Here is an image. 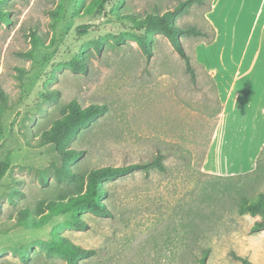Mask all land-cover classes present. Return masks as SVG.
I'll return each mask as SVG.
<instances>
[{
    "label": "rangeland",
    "instance_id": "rangeland-1",
    "mask_svg": "<svg viewBox=\"0 0 264 264\" xmlns=\"http://www.w3.org/2000/svg\"><path fill=\"white\" fill-rule=\"evenodd\" d=\"M96 1L0 0V154L11 152L0 182V264H65L48 249L56 233L96 250L77 264H198L205 250L207 264H242L231 253L264 264V229L252 232L254 217L239 213L242 199L264 192V0H204L178 15L177 25L215 30L210 44L181 36L190 71L161 33L146 60L126 20L179 0H107L101 9ZM74 58L86 72L73 71ZM52 90L59 95L44 100ZM72 99L107 111L69 142L84 155L64 161L39 136ZM157 151L165 171L102 183L111 216L80 212L86 229L72 213L41 219L43 203L73 188L57 171L85 177ZM24 208L31 217L21 221Z\"/></svg>",
    "mask_w": 264,
    "mask_h": 264
},
{
    "label": "trees",
    "instance_id": "trees-1",
    "mask_svg": "<svg viewBox=\"0 0 264 264\" xmlns=\"http://www.w3.org/2000/svg\"><path fill=\"white\" fill-rule=\"evenodd\" d=\"M107 0H97L94 6L101 9ZM204 0H179L177 5L172 9H167L164 12H147L143 17H137L134 14H129L126 20L131 24V27L136 30L135 40L146 60H150L153 56V34L161 33L164 35L174 50L185 60L187 70H191L189 56L185 54L181 36L188 35L198 38L207 36L205 44H210L215 38V30L210 29V34L195 25H177L175 18L186 12L193 4H202ZM210 11V5L206 12ZM1 15V14H0ZM7 21L8 18L5 17ZM117 39L120 41V37ZM33 42L36 40V35L32 34ZM73 71L86 72L87 64L82 59L74 58L71 61ZM194 73L191 72V79L194 80ZM59 95L58 90L46 91L42 94L44 100L51 101ZM67 112H64L60 117L54 119L53 124L49 129H44L40 132L39 145L52 144L56 148L58 154L64 161L79 159L84 155L83 150L72 148L69 142L76 137L77 132L82 127L89 126L96 118L103 116L107 111L105 104L93 103L86 107H80L75 99L70 100L66 104ZM165 154L157 151L156 154L147 161L133 162L120 166L107 165L91 168L85 177L79 176L72 170L65 169L56 172L57 175L62 174L73 183L72 190L69 191L66 198L48 199L44 205L48 212L41 217L47 221L53 215L72 213L71 223L76 228L86 229L87 224L79 217L82 211H90L99 216H111L110 208L103 202L105 190L102 183L106 180H113L119 177L130 175L136 171H148L156 169L160 172L165 171V166L162 162ZM11 167V152L5 149L0 154V182ZM47 169L42 170L41 181L45 183L44 175ZM21 221L31 217V211L24 208L20 211ZM240 214H249L254 217V221L250 230L258 232L264 229V192H259L252 199H242L239 208ZM70 223V224H71ZM48 249L58 257L64 259L65 264H77L79 260L95 255L96 250L85 248L75 244L67 237L58 233L55 234L54 240L49 244ZM234 260H239L242 264H253L248 258L230 254ZM208 250H205L202 256L198 259V264H207Z\"/></svg>",
    "mask_w": 264,
    "mask_h": 264
},
{
    "label": "clouds",
    "instance_id": "clouds-1",
    "mask_svg": "<svg viewBox=\"0 0 264 264\" xmlns=\"http://www.w3.org/2000/svg\"><path fill=\"white\" fill-rule=\"evenodd\" d=\"M37 238H39V234L38 233H33V234H27L26 236H25V239L26 240H33V239H37Z\"/></svg>",
    "mask_w": 264,
    "mask_h": 264
},
{
    "label": "crops",
    "instance_id": "crops-1",
    "mask_svg": "<svg viewBox=\"0 0 264 264\" xmlns=\"http://www.w3.org/2000/svg\"><path fill=\"white\" fill-rule=\"evenodd\" d=\"M219 91H220V87H219Z\"/></svg>",
    "mask_w": 264,
    "mask_h": 264
}]
</instances>
